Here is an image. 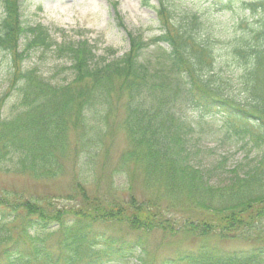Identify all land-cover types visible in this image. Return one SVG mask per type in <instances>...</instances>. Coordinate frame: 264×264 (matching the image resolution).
<instances>
[{
    "label": "trees",
    "instance_id": "16d2710c",
    "mask_svg": "<svg viewBox=\"0 0 264 264\" xmlns=\"http://www.w3.org/2000/svg\"><path fill=\"white\" fill-rule=\"evenodd\" d=\"M141 1L154 9L159 34L146 40L126 31L129 49L110 60L98 59L86 39L61 44L57 51L67 57L71 78L59 84L37 68L23 69L26 54L19 48L22 39L27 46L57 43L40 25L24 23L21 0L0 1V50L9 61L6 90L15 95L9 115L3 114L8 91L0 95V171L60 176L64 160L77 161L85 148L100 149L103 135L93 129L104 132L106 107L122 100L128 145L121 161L131 175L142 174L150 192L110 200L91 196L77 181L72 195L79 192L80 206L72 208L2 190L0 264H107L135 248L145 252L140 238L109 232L115 224L134 232L253 241L234 249L204 242L160 264H264V0L245 3L255 16L234 21L224 44L202 29L198 17L174 14L171 0ZM208 2L227 7L233 0ZM116 22L123 27L118 16ZM151 45L153 61L147 53ZM183 104L219 115L229 134L263 153L245 155L227 183L211 184L212 168L193 161L200 146L181 113Z\"/></svg>",
    "mask_w": 264,
    "mask_h": 264
},
{
    "label": "rangeland",
    "instance_id": "374dc122",
    "mask_svg": "<svg viewBox=\"0 0 264 264\" xmlns=\"http://www.w3.org/2000/svg\"><path fill=\"white\" fill-rule=\"evenodd\" d=\"M171 1L176 7L174 14L198 17L202 29H209L215 34L219 44H224L228 35L225 32L232 27L234 21L245 17L250 21L255 13L247 8L245 3L248 0H233L227 7L213 5L206 0ZM151 4H157V1L151 0ZM21 11L26 25H40L48 31L51 41L57 43V46L50 48L27 46L22 39L19 48L25 52L26 57L21 67L37 68L44 78L54 84L71 78L67 57L57 51L61 44L76 42L83 37L94 47L98 59L105 56L110 60L128 50L126 30L141 33L146 40L160 31L154 9L143 6L141 0H21ZM1 12L0 2V15ZM116 15L121 19L123 27L117 24ZM160 45L161 49L167 47L163 43ZM217 48L221 49V46L217 45ZM147 53L151 61L155 60L156 46L151 45ZM214 68L221 69L220 65ZM8 72V55L0 50V95L8 91L3 108L4 115L10 112L9 109H12L15 102L14 91L6 90ZM121 105L122 100H113L108 110V106L106 107L107 118L102 122L104 132L97 127L93 129L103 135L100 149L85 148L86 151L79 155L77 161L64 160L61 175L51 179L34 178L27 173L0 171V191L16 192L39 202L50 199L58 207L72 208L80 206L79 192L72 195L77 181L91 196L110 200L114 197L125 200L129 194L137 198L149 197L150 192L142 185V174L139 172L138 175H131V171L121 161V153L128 145L121 125L124 115ZM180 109L182 115L194 126L193 138L200 146L193 161L201 169L212 168L209 179L211 184L227 183L233 169L241 167L240 164L246 161L245 155L251 158L263 153V149L242 144L239 139L229 134L219 115L191 109L185 104ZM107 229L118 237L124 236L131 240L140 238L145 246V252L135 248L134 252L107 264H160L164 259H172L180 250L194 249L204 242L226 249L248 248L253 244L252 240L240 238L217 239L215 236L196 237L181 233L165 234L160 231L134 232L117 224ZM50 245L55 251V237L50 240Z\"/></svg>",
    "mask_w": 264,
    "mask_h": 264
}]
</instances>
